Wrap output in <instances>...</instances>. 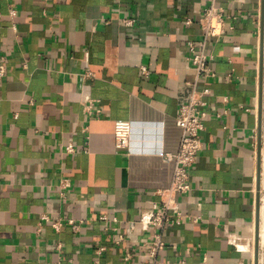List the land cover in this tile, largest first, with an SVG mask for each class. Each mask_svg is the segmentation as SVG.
<instances>
[{"label":"crops","instance_id":"1","mask_svg":"<svg viewBox=\"0 0 264 264\" xmlns=\"http://www.w3.org/2000/svg\"><path fill=\"white\" fill-rule=\"evenodd\" d=\"M211 1L0 0V264H95L100 245L104 264H149L148 236L129 227L170 186L174 165L164 156L179 149L175 118L195 80L187 43L200 41ZM215 2L226 34L209 45L215 78L199 82L211 91L204 150L183 199L199 220L168 230L162 264H264V0ZM117 122L131 126L126 150L116 146ZM70 139L73 156L63 150ZM104 214L127 237L120 247ZM44 215L85 224L57 232Z\"/></svg>","mask_w":264,"mask_h":264},{"label":"built area","instance_id":"2","mask_svg":"<svg viewBox=\"0 0 264 264\" xmlns=\"http://www.w3.org/2000/svg\"><path fill=\"white\" fill-rule=\"evenodd\" d=\"M14 15L15 12L12 10L11 16ZM1 18L2 16L0 14V21ZM227 19L226 10L216 4L215 0H212L202 11L199 24L201 31L200 41L197 43L192 41L187 43V60L194 72L195 80L189 84L192 88L189 100L181 105L175 118L176 125L181 130L179 149L175 154H167L164 156V161L173 163L174 165L171 183L167 189L157 192L159 200L150 202L149 208L141 214L139 220L132 223L129 227L130 233H133L138 227L143 234L148 236V239L143 241L141 249L143 251L142 256L149 264H162L159 261V257L167 249L165 235L170 228L181 225L186 221L197 223L199 220L183 210V199L191 191V171L204 150L202 133L205 130L204 120L207 116L206 98L211 95L209 88L199 89V82L203 79L215 78L209 66L213 60V56L209 53V45L211 41H219L225 36ZM134 22V19H127L125 25L133 26ZM188 24H190V21H188ZM140 72L145 77L150 75L149 70L145 66L140 67ZM6 75L7 70L4 64V58L1 57L0 82ZM94 104L95 101L89 99L84 105L85 113L89 117L94 116ZM220 116L218 114V117ZM83 131L85 132L86 129H83ZM130 137V123L117 122L115 124V141L119 150L128 149ZM63 146V150L67 155L73 156L77 153L78 149L74 140L70 139L66 141ZM69 188L70 182L68 180H63L60 183V195L63 199L66 198ZM261 204V206H264V198ZM99 219L107 224L105 229L106 233L114 232L116 234V238L113 240L115 247H120L128 241L120 227L109 225L107 215H101ZM42 220L50 222L52 228L57 232L67 224L71 226L74 233H77L85 224L83 220L76 222L71 218L67 220H51L46 215L42 216ZM117 222V219L114 218L113 223L116 224ZM56 249L58 253H61L63 244H59ZM106 251L107 248L101 245L95 249V264H104L103 257ZM124 256L126 261H130L135 257V254L132 251H127ZM68 264H73V260H69ZM165 264L171 263L167 262ZM177 264H185V262L181 260Z\"/></svg>","mask_w":264,"mask_h":264},{"label":"water","instance_id":"3","mask_svg":"<svg viewBox=\"0 0 264 264\" xmlns=\"http://www.w3.org/2000/svg\"><path fill=\"white\" fill-rule=\"evenodd\" d=\"M263 61V59H262ZM263 67V66H262ZM261 89L263 90V74L261 76ZM255 240H256V261H258V250H259V225H257V232H256V237H255Z\"/></svg>","mask_w":264,"mask_h":264},{"label":"rangeland","instance_id":"4","mask_svg":"<svg viewBox=\"0 0 264 264\" xmlns=\"http://www.w3.org/2000/svg\"><path fill=\"white\" fill-rule=\"evenodd\" d=\"M262 211H263V213H264V206H262ZM263 216V215H262ZM263 227H264V216H263V225H262ZM263 227L261 228V239H262V235L264 234V231L262 230L263 229ZM261 243H262V240H261Z\"/></svg>","mask_w":264,"mask_h":264},{"label":"bare ground","instance_id":"5","mask_svg":"<svg viewBox=\"0 0 264 264\" xmlns=\"http://www.w3.org/2000/svg\"><path fill=\"white\" fill-rule=\"evenodd\" d=\"M263 227V226H262ZM264 231V227L262 229ZM262 234V233H261ZM262 242L264 243V234L262 235Z\"/></svg>","mask_w":264,"mask_h":264}]
</instances>
